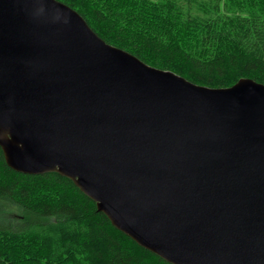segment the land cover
Masks as SVG:
<instances>
[{"label": "water", "instance_id": "1", "mask_svg": "<svg viewBox=\"0 0 264 264\" xmlns=\"http://www.w3.org/2000/svg\"><path fill=\"white\" fill-rule=\"evenodd\" d=\"M0 147L171 264H264L263 83L198 85L58 0H0Z\"/></svg>", "mask_w": 264, "mask_h": 264}, {"label": "trees", "instance_id": "2", "mask_svg": "<svg viewBox=\"0 0 264 264\" xmlns=\"http://www.w3.org/2000/svg\"><path fill=\"white\" fill-rule=\"evenodd\" d=\"M58 1L106 43L192 83L264 84V0ZM0 264L171 263L113 226L73 180L16 171L0 147Z\"/></svg>", "mask_w": 264, "mask_h": 264}, {"label": "rangeland", "instance_id": "3", "mask_svg": "<svg viewBox=\"0 0 264 264\" xmlns=\"http://www.w3.org/2000/svg\"><path fill=\"white\" fill-rule=\"evenodd\" d=\"M19 215V211L18 210H14L12 212H8L7 214H5L4 216H6L8 218H11L12 220L16 219V217Z\"/></svg>", "mask_w": 264, "mask_h": 264}]
</instances>
